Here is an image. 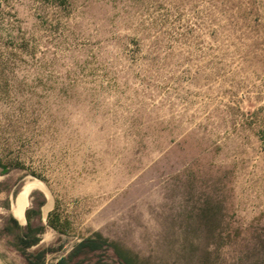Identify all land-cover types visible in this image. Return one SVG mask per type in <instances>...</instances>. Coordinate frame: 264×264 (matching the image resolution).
Segmentation results:
<instances>
[{
  "label": "rangeland",
  "instance_id": "1",
  "mask_svg": "<svg viewBox=\"0 0 264 264\" xmlns=\"http://www.w3.org/2000/svg\"><path fill=\"white\" fill-rule=\"evenodd\" d=\"M60 257L264 264V0H0V264Z\"/></svg>",
  "mask_w": 264,
  "mask_h": 264
},
{
  "label": "trees",
  "instance_id": "2",
  "mask_svg": "<svg viewBox=\"0 0 264 264\" xmlns=\"http://www.w3.org/2000/svg\"><path fill=\"white\" fill-rule=\"evenodd\" d=\"M32 211H34V213L37 214V215L40 213L39 209L32 210L30 208V209H26L25 210L26 223L23 226L24 227L23 231L17 236V248L21 252H23L28 247L38 243V241L40 239L38 233L42 232V230L44 229L43 225H40V226L32 225V223H31V215H30V213ZM49 217H51V214H48L47 218H48L49 224L52 227H55V225L52 223V221L49 220ZM11 221L14 222V224L16 226L21 227V225L19 224L18 220L14 216H11ZM104 242H105V239L102 238V236L100 234H98V233H96L95 236L83 238L82 240H80L79 242H77L74 245L72 250L69 252L68 256H71V255H74V254H79V253L83 252L84 249H87V250L98 249V248H100L102 246V244ZM42 253H44L43 250L39 251L36 254V257L37 256L40 257L42 255ZM123 259L125 260V264H131L127 258H123ZM66 261H67L66 257H60L55 262L48 263V264H67ZM33 264H43V261H41V262H33Z\"/></svg>",
  "mask_w": 264,
  "mask_h": 264
},
{
  "label": "bare ground",
  "instance_id": "3",
  "mask_svg": "<svg viewBox=\"0 0 264 264\" xmlns=\"http://www.w3.org/2000/svg\"><path fill=\"white\" fill-rule=\"evenodd\" d=\"M31 189H42L46 193L47 196L50 195L43 181L39 179H32V180H28L27 182H25L21 190L17 194L15 203L13 205V214L17 218H20L21 220H24L25 218L24 211L28 203V194ZM48 207H49V204H47L44 207V210L46 211Z\"/></svg>",
  "mask_w": 264,
  "mask_h": 264
}]
</instances>
